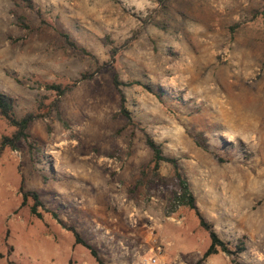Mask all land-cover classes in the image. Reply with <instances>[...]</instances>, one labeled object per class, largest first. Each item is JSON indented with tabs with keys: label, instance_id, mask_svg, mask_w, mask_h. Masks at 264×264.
Listing matches in <instances>:
<instances>
[{
	"label": "rangeland",
	"instance_id": "1",
	"mask_svg": "<svg viewBox=\"0 0 264 264\" xmlns=\"http://www.w3.org/2000/svg\"><path fill=\"white\" fill-rule=\"evenodd\" d=\"M32 1L0 0V92L45 116L0 157V264H264V0ZM44 84L71 86L58 110ZM14 132L0 114V142ZM148 137L238 256L203 260L209 232Z\"/></svg>",
	"mask_w": 264,
	"mask_h": 264
},
{
	"label": "trees",
	"instance_id": "2",
	"mask_svg": "<svg viewBox=\"0 0 264 264\" xmlns=\"http://www.w3.org/2000/svg\"><path fill=\"white\" fill-rule=\"evenodd\" d=\"M24 5L32 10H35V3L32 0H22ZM38 12H41L40 10ZM18 23L22 27L23 30H26L28 32H31L33 30V27L28 23V21L23 18V16L18 18ZM70 45L74 46V43L69 42ZM118 50L117 48L113 51V59L116 57ZM101 70V66L97 68L96 72H99ZM94 74L90 75L89 77H93ZM85 79H88L89 77L87 75H84ZM114 86L116 88H119L120 80L118 75L115 76ZM135 84L141 85V82H135ZM41 87H44L47 91L54 92L56 95V98L54 101H52V105L55 110L59 109V101H61V97H64L70 90L71 86H63L62 84H44L41 85ZM124 100V99H123ZM123 112L129 117V114L125 107L123 106ZM0 114L6 119V121L15 128V132L12 136H5L2 141L0 142V157L4 150L6 148H15L17 147V144L19 142H22L23 140H28L30 137L28 133V129L30 127V124L35 121L37 118H43L45 116H41V114H34L29 113L24 117H19L16 110H15V104L13 101V98L3 94L0 92ZM197 141L198 145L201 147H206V143L202 140ZM147 145L152 151L153 157H152V163L154 164V167L156 170H158L163 162H168L171 164L174 168V180H175V189L172 193V200L175 203L176 206L179 205H185L190 210L196 211L198 218L200 220V225L204 229H206L209 232L210 235V245L208 249L205 251L203 255V260H208L210 257L219 254L220 252L228 253L229 255L236 254L237 256L240 254V252L243 250L241 247H239L238 251L235 253L229 249L228 244L222 240V238L219 236V234L215 231L214 227L209 224L203 217L202 213L199 211L196 198L194 196L193 191L191 190V187L187 181V179L182 174V169L180 166V163L178 159L176 158H170L166 156L163 153L162 147L157 144L152 138H147ZM33 196V199L36 201L35 205L31 208V211L33 214H35L37 217H42L41 213L38 212V208L42 206V202L39 198V195L36 192L29 193ZM28 193L24 194V203L26 202L28 196ZM74 232L75 237V243L77 245H84L85 247L89 248L92 253L97 256L98 252L96 249L93 248L92 245L88 244L85 240L82 239L78 231L76 229H72ZM233 264H240L238 260L234 259L232 261Z\"/></svg>",
	"mask_w": 264,
	"mask_h": 264
},
{
	"label": "built area",
	"instance_id": "3",
	"mask_svg": "<svg viewBox=\"0 0 264 264\" xmlns=\"http://www.w3.org/2000/svg\"><path fill=\"white\" fill-rule=\"evenodd\" d=\"M154 254L137 257L134 261V264H169L166 260V256L163 255L161 248H158L157 251H152Z\"/></svg>",
	"mask_w": 264,
	"mask_h": 264
}]
</instances>
